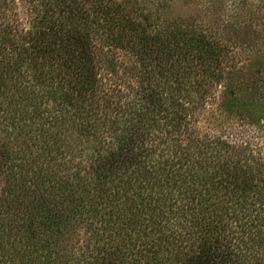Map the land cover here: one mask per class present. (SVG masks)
I'll return each instance as SVG.
<instances>
[{"label": "trees", "instance_id": "1", "mask_svg": "<svg viewBox=\"0 0 264 264\" xmlns=\"http://www.w3.org/2000/svg\"><path fill=\"white\" fill-rule=\"evenodd\" d=\"M240 3L0 0V264H264Z\"/></svg>", "mask_w": 264, "mask_h": 264}, {"label": "rangeland", "instance_id": "2", "mask_svg": "<svg viewBox=\"0 0 264 264\" xmlns=\"http://www.w3.org/2000/svg\"><path fill=\"white\" fill-rule=\"evenodd\" d=\"M222 0H174L175 7L174 13L176 15H180L185 18H188L192 13V17H196V19L202 23H209V25H218L224 19H228L226 15L222 11L216 12L214 10L217 3ZM239 17L238 20L248 19V24L251 26L249 28L250 35L254 38V45L247 49L246 53L245 50L241 51L240 56H237L236 63L237 68L231 69L232 71H236V78L237 83L238 81L242 80L243 85L247 83H251L250 80H257L261 74H258L257 71L264 70V0H243V4L240 3L239 5ZM17 17L20 22L24 23V26H28L27 19L25 16V9L22 3H19V7L16 9ZM245 15V16H244ZM249 37V36H243ZM242 41V45L245 41L240 39L239 42ZM240 59H239V58ZM239 59V60H238ZM261 63V65H259ZM238 68L239 71L237 70ZM242 96V95H241ZM246 98V97H240ZM254 112V116H258L261 122L264 121V107L261 105L249 108ZM1 186V182H0ZM77 245V244H76Z\"/></svg>", "mask_w": 264, "mask_h": 264}]
</instances>
